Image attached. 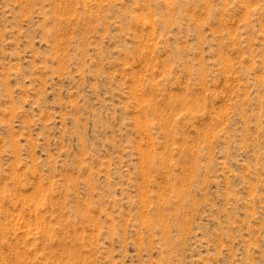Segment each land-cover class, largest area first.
<instances>
[{"label":"rangeland","instance_id":"rangeland-1","mask_svg":"<svg viewBox=\"0 0 264 264\" xmlns=\"http://www.w3.org/2000/svg\"><path fill=\"white\" fill-rule=\"evenodd\" d=\"M0 264H264V0H0Z\"/></svg>","mask_w":264,"mask_h":264},{"label":"bare ground","instance_id":"bare-ground-1","mask_svg":"<svg viewBox=\"0 0 264 264\" xmlns=\"http://www.w3.org/2000/svg\"><path fill=\"white\" fill-rule=\"evenodd\" d=\"M189 104V103H188ZM154 105V104H153ZM147 159V158H146Z\"/></svg>","mask_w":264,"mask_h":264}]
</instances>
